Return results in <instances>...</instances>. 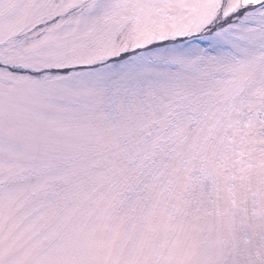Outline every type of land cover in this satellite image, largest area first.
Masks as SVG:
<instances>
[{"label":"snow or ice","instance_id":"6c2138e0","mask_svg":"<svg viewBox=\"0 0 264 264\" xmlns=\"http://www.w3.org/2000/svg\"><path fill=\"white\" fill-rule=\"evenodd\" d=\"M0 264H264V0H0Z\"/></svg>","mask_w":264,"mask_h":264}]
</instances>
